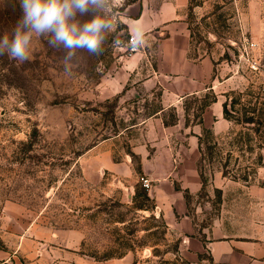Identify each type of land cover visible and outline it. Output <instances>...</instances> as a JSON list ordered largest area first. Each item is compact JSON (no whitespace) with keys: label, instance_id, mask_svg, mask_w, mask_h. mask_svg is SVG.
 Returning a JSON list of instances; mask_svg holds the SVG:
<instances>
[{"label":"crops","instance_id":"1","mask_svg":"<svg viewBox=\"0 0 264 264\" xmlns=\"http://www.w3.org/2000/svg\"><path fill=\"white\" fill-rule=\"evenodd\" d=\"M121 1L126 33L144 44L130 53L123 41L103 93L120 95L135 112L81 155L84 180L116 185L128 200L138 188L146 192V215L159 219L174 242L165 253L169 264H264V164L244 180L218 169L209 182L199 167L202 131L218 140L235 125L224 108L237 72L222 74L219 59L192 37L190 18L209 19L213 6L206 0ZM231 7L233 35L213 40L237 45L239 53L250 42L253 58L264 61V0ZM141 178L152 182L149 190ZM22 219L8 211L1 216L0 264H145L134 253L102 261L82 256L75 231L63 235Z\"/></svg>","mask_w":264,"mask_h":264},{"label":"rangeland","instance_id":"2","mask_svg":"<svg viewBox=\"0 0 264 264\" xmlns=\"http://www.w3.org/2000/svg\"><path fill=\"white\" fill-rule=\"evenodd\" d=\"M206 2L213 6L209 19L200 14L190 18L193 42L219 59L215 65L224 66L222 74H237L226 86L235 125L215 145L206 142L213 149L205 150L201 171L204 182L218 169L244 180L264 164V76L250 73L248 63L239 59L246 46L253 57L250 42L241 46L240 54L237 45L213 40L233 35L231 6L245 0ZM89 7L94 11L77 12L68 23L82 31L95 14L116 23L117 31L102 30L100 57L72 50L71 75L60 63L69 50L49 46L51 34L32 35L28 62L11 60L7 52L0 56V219L8 211L22 215L24 224L33 222L63 235L75 231L81 255L97 261L134 253L145 264H169L165 253L174 248L173 239L159 219L146 215L151 202L140 195L143 190L136 189L128 200L116 185L87 183L80 171L81 155L120 130L135 112L120 95L105 98L103 93L105 78L118 65L121 52L112 41L129 38L122 23V1L112 4L115 16L105 15L102 7ZM21 17L19 0H0V40ZM248 119L250 124L245 123Z\"/></svg>","mask_w":264,"mask_h":264},{"label":"clouds","instance_id":"3","mask_svg":"<svg viewBox=\"0 0 264 264\" xmlns=\"http://www.w3.org/2000/svg\"><path fill=\"white\" fill-rule=\"evenodd\" d=\"M114 2L116 0H19L22 17L12 32H5L0 40V56L7 52L11 60L20 64L28 62L32 56L30 47L32 35L51 34L49 46L55 48L62 45L64 49L69 50L68 55L60 63L64 72L71 75L69 61L74 55L72 50H86L89 54L100 57L104 52L101 46L104 40L102 30L115 33L118 26L106 20L104 16L94 14L93 19L83 25V30L78 31L77 26L70 25L68 20L74 18L77 12L86 15L94 11L89 5L102 7L105 15L115 16V9L112 7ZM123 43L115 38L112 41L114 47H119ZM143 44L144 42L140 41L136 47Z\"/></svg>","mask_w":264,"mask_h":264},{"label":"built area","instance_id":"4","mask_svg":"<svg viewBox=\"0 0 264 264\" xmlns=\"http://www.w3.org/2000/svg\"><path fill=\"white\" fill-rule=\"evenodd\" d=\"M127 44H128L127 46L128 52L134 53L137 51L138 49V47H136L137 39L135 37L129 36V38L127 39ZM249 48L250 46L244 47L243 53L240 55L239 58L245 60L248 63L249 69L252 72L264 76V62L260 63L254 60L251 54L249 53ZM140 183L145 190H149L152 187V182L148 178H141Z\"/></svg>","mask_w":264,"mask_h":264},{"label":"trees","instance_id":"5","mask_svg":"<svg viewBox=\"0 0 264 264\" xmlns=\"http://www.w3.org/2000/svg\"><path fill=\"white\" fill-rule=\"evenodd\" d=\"M232 107V106H231ZM224 115H225V117L228 119V120H231V116H230V114H229V111H228V109L226 108V106H225V108H224ZM231 121H233V120H231ZM250 121H251V119H250ZM249 121V119L248 120H246L245 121V123H251ZM210 138V139H209ZM209 139V140H208ZM210 140L211 141H213V145H215L216 144V142H214L215 141V137H213V134H212V132L210 131V130H203L202 131V135H201V137L199 138V145H200V152H201V159H200V162H199V167H200V169H201V166H200V164H201V162L203 161V159H204V155H205V150L207 149V150H212L213 148H212V146H210V148L209 147H207L206 146V142H210ZM214 147V146H213ZM212 153V152H211ZM224 168V167H223ZM223 176H229V177H231L232 179H243L242 177H237L233 172H230V171H223ZM145 200H147L148 201V197H147V195H146V192H142L141 194H140Z\"/></svg>","mask_w":264,"mask_h":264}]
</instances>
